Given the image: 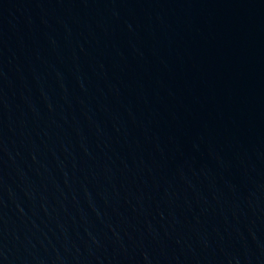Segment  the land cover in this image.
Masks as SVG:
<instances>
[{
  "label": "water",
  "instance_id": "95a60500",
  "mask_svg": "<svg viewBox=\"0 0 264 264\" xmlns=\"http://www.w3.org/2000/svg\"><path fill=\"white\" fill-rule=\"evenodd\" d=\"M0 264H264V0H0Z\"/></svg>",
  "mask_w": 264,
  "mask_h": 264
}]
</instances>
